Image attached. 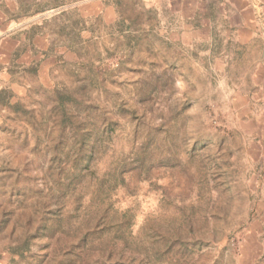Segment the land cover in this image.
Returning <instances> with one entry per match:
<instances>
[{"label": "rangeland", "instance_id": "1", "mask_svg": "<svg viewBox=\"0 0 264 264\" xmlns=\"http://www.w3.org/2000/svg\"><path fill=\"white\" fill-rule=\"evenodd\" d=\"M231 1L0 0V264H264V2Z\"/></svg>", "mask_w": 264, "mask_h": 264}, {"label": "crops", "instance_id": "2", "mask_svg": "<svg viewBox=\"0 0 264 264\" xmlns=\"http://www.w3.org/2000/svg\"><path fill=\"white\" fill-rule=\"evenodd\" d=\"M227 1L230 2L231 0H227ZM245 1L246 0H241V3H243V5H245V6H247L248 3L247 2L245 3ZM263 2H264V0H263ZM253 5H254V7L256 6V4H253ZM263 18H264V16H263ZM254 20H255L254 18H252V19H244L245 27L241 31V34H242L241 37H245V38H242V40H241L243 43H245V42L250 43V42H252V40H251L252 38H254V37L257 38L258 37L256 33L259 32V29H256L255 26H257V23H253ZM262 35H264V33L260 34V36H262ZM261 43H263V42H261Z\"/></svg>", "mask_w": 264, "mask_h": 264}]
</instances>
